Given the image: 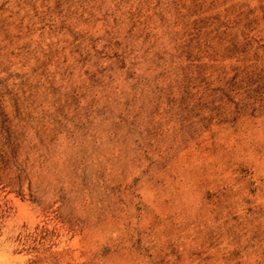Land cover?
Masks as SVG:
<instances>
[{
  "label": "rangeland",
  "instance_id": "obj_1",
  "mask_svg": "<svg viewBox=\"0 0 264 264\" xmlns=\"http://www.w3.org/2000/svg\"><path fill=\"white\" fill-rule=\"evenodd\" d=\"M0 264H264V0H0Z\"/></svg>",
  "mask_w": 264,
  "mask_h": 264
}]
</instances>
